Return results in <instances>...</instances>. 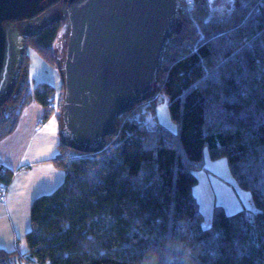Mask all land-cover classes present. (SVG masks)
<instances>
[{"label": "trees", "instance_id": "16d2710c", "mask_svg": "<svg viewBox=\"0 0 264 264\" xmlns=\"http://www.w3.org/2000/svg\"><path fill=\"white\" fill-rule=\"evenodd\" d=\"M166 42L156 95L119 115L115 134L94 153L60 141L50 160L65 171L36 197L27 251L0 247V264H264V0H240L215 15L210 0L184 9ZM62 22L26 37L21 75L0 106V140L14 133L22 108L36 101L43 120L59 115L63 86L28 82V48L58 67ZM167 99L177 131L145 114ZM61 126V125H60ZM226 157L256 210L214 206L212 222L193 193L195 170ZM7 169L0 181L10 183Z\"/></svg>", "mask_w": 264, "mask_h": 264}, {"label": "water", "instance_id": "95a60500", "mask_svg": "<svg viewBox=\"0 0 264 264\" xmlns=\"http://www.w3.org/2000/svg\"><path fill=\"white\" fill-rule=\"evenodd\" d=\"M183 11L182 0H0V106L20 78L26 37L60 21V138L81 152L102 150L119 115L156 95Z\"/></svg>", "mask_w": 264, "mask_h": 264}, {"label": "rangeland", "instance_id": "374dc122", "mask_svg": "<svg viewBox=\"0 0 264 264\" xmlns=\"http://www.w3.org/2000/svg\"><path fill=\"white\" fill-rule=\"evenodd\" d=\"M27 52L30 90L33 91L39 84L48 83L56 88V97L63 86L58 67L45 61L32 48H28ZM20 110L14 133L0 140V165L10 166H4L3 169L16 171L24 165L11 179L6 203L0 201V247L24 253L27 251L25 234L31 227L33 201L39 195L54 191L63 182L65 171L47 159L51 157L48 153L52 149L55 127V141H60L57 111L49 118L55 127L53 125L47 131L37 133L36 128L40 126L41 119L36 121V116L43 117L44 111L40 103L34 101ZM146 110L150 112L145 114L149 122H159L177 131V125L170 117L167 99L157 100L154 113L151 108ZM204 156V167L195 170L198 181L193 186V193L204 214V226L211 224L214 206L218 204L224 205L230 214L241 209L256 210L252 193L237 184L229 170L227 158H211L208 148L204 150ZM23 264L31 263L23 261Z\"/></svg>", "mask_w": 264, "mask_h": 264}, {"label": "crops", "instance_id": "0c3cea01", "mask_svg": "<svg viewBox=\"0 0 264 264\" xmlns=\"http://www.w3.org/2000/svg\"><path fill=\"white\" fill-rule=\"evenodd\" d=\"M41 119V121L43 120V117L40 115V117L39 116H36V121H38V120H40ZM40 121V122H41ZM45 121L46 120H43V126L42 127H39V129L37 130V128H36V132L37 133H43L44 131H47L48 130V128L51 126V127H53V125H54V127H55V124H53L52 125V120L51 119H48V121H46V123H45ZM56 128V127H55ZM55 128H54V132L52 133V140H51V145H52V149H50V152L48 153V154H50V156L51 157H46L48 160H50L51 158H53L55 155H56V153L58 152V147H57V145H58V143L55 141L56 140V138H55V135H56V130H55ZM50 162V161H49ZM51 163V162H50ZM1 164H3V163H1ZM4 166H6V168H8V166L9 165H6V164H4ZM10 167V166H9ZM22 167H24V165L23 166H21V167H19V169H17L16 171H13L14 172V174H13V176L18 172V170H20V168H22ZM13 178V177H12ZM10 189V188H9Z\"/></svg>", "mask_w": 264, "mask_h": 264}, {"label": "built area", "instance_id": "2783aa9c", "mask_svg": "<svg viewBox=\"0 0 264 264\" xmlns=\"http://www.w3.org/2000/svg\"><path fill=\"white\" fill-rule=\"evenodd\" d=\"M196 3V0H182L183 9H191L194 7ZM43 120L40 122V126L43 125ZM37 127V130L39 127ZM3 165H0V175L5 173V169H3ZM10 183H5L3 181H0V201L3 203H6L7 196L9 193Z\"/></svg>", "mask_w": 264, "mask_h": 264}, {"label": "flooded vegetation", "instance_id": "af4514ba", "mask_svg": "<svg viewBox=\"0 0 264 264\" xmlns=\"http://www.w3.org/2000/svg\"><path fill=\"white\" fill-rule=\"evenodd\" d=\"M240 0H210L211 11L215 15L232 11Z\"/></svg>", "mask_w": 264, "mask_h": 264}]
</instances>
